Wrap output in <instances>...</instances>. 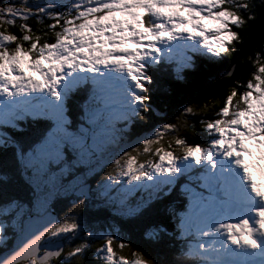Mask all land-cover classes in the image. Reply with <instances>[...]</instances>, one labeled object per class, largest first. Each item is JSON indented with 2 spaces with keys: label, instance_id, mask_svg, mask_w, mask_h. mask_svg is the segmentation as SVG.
Instances as JSON below:
<instances>
[{
  "label": "snow or ice",
  "instance_id": "snow-or-ice-1",
  "mask_svg": "<svg viewBox=\"0 0 264 264\" xmlns=\"http://www.w3.org/2000/svg\"><path fill=\"white\" fill-rule=\"evenodd\" d=\"M256 7L254 0L0 3V264H88L90 252L95 264H264V183L254 178L264 176V46L223 106L187 105L175 123L131 138L134 125L162 114L152 103L161 74L172 66L182 80L194 56L210 64L231 56L240 42L233 28L254 22ZM194 119L201 143L181 134H197ZM80 166L103 173L95 188ZM181 180L186 202L177 211L165 201ZM61 197L71 204L56 215ZM93 200L111 223L82 216ZM158 210L171 227L150 225L142 239L171 250L170 258L133 249L117 222Z\"/></svg>",
  "mask_w": 264,
  "mask_h": 264
},
{
  "label": "trees",
  "instance_id": "trees-1",
  "mask_svg": "<svg viewBox=\"0 0 264 264\" xmlns=\"http://www.w3.org/2000/svg\"><path fill=\"white\" fill-rule=\"evenodd\" d=\"M4 2V0L2 1ZM257 7L255 14L257 16V10L264 6V0H254ZM33 29L37 25L30 21ZM49 21H45V24ZM253 22H249V26L243 29H236L239 32L240 42L235 44L236 51L228 57H225L221 62L217 64H210L207 60L205 64L202 57L195 61V67L193 69H185L181 75L184 77L182 80L175 78V73L171 70L172 66H169L168 70L161 74L158 82V88L153 94L152 103L153 106L162 113L160 116L153 115L148 124L138 123L133 127L132 139L135 135L141 131L150 130L157 123H175L177 116L183 107L190 104H203L206 100L218 101L216 107L223 106L224 97L232 86H235L236 82L239 81L241 84L247 82L250 78L251 73L254 71L249 57H253L257 51L264 46V41L261 42L256 48L252 49L245 58L240 57V52L243 49L244 43L246 42L250 28ZM19 35L17 29H11ZM199 61H202L199 63ZM231 73V75H228ZM242 88H238V92L242 91ZM196 124L197 134L193 135L188 132L181 133L182 135L188 136L190 143H201V129L197 120H193ZM106 171V169H105ZM103 175L101 173L99 178ZM97 177V179L99 180ZM181 180L180 182H182ZM93 180L91 183H95ZM175 190V189H174ZM179 191H174V194L166 198L165 203L172 205L177 211L182 210V204L185 203V199L178 195ZM177 199V200H174ZM72 197H67L62 202L55 205V211L58 215L66 212L70 206ZM94 203H96L94 201ZM175 204V205H174ZM160 208V206H157ZM82 216L86 217L89 221H95L98 225L105 223H111L113 217L109 214L106 209L94 210V206L90 202L89 208L82 213ZM121 228V232L125 235V239L130 243L133 249L142 251L148 258H170L171 250H162L153 245L148 244L142 239V233L144 229L150 225L164 224L167 227H171V219L164 210H158L149 214L146 218L134 221H117ZM75 243V242H74ZM124 255L130 258L128 249L124 250ZM88 264H95L91 252L88 257Z\"/></svg>",
  "mask_w": 264,
  "mask_h": 264
},
{
  "label": "water",
  "instance_id": "water-1",
  "mask_svg": "<svg viewBox=\"0 0 264 264\" xmlns=\"http://www.w3.org/2000/svg\"><path fill=\"white\" fill-rule=\"evenodd\" d=\"M3 0H0L2 3ZM264 41V6L257 10L256 20L252 23L250 32L243 49L240 52V57L245 56L254 48H256L261 42ZM54 214L57 215L55 212Z\"/></svg>",
  "mask_w": 264,
  "mask_h": 264
},
{
  "label": "rangeland",
  "instance_id": "rangeland-1",
  "mask_svg": "<svg viewBox=\"0 0 264 264\" xmlns=\"http://www.w3.org/2000/svg\"><path fill=\"white\" fill-rule=\"evenodd\" d=\"M208 27H213V25L208 24ZM233 31H237L235 28H233ZM238 32V31H237ZM239 33V32H238ZM251 159V158H250ZM80 172H83L87 175L88 179H96L99 174H101L102 172H100L99 169L96 170L95 173H89L87 171V169L84 166H80ZM99 178V177H98ZM254 178L257 180L258 183H264V176H262L261 174L254 172ZM100 179V178H99ZM96 184V183H95ZM72 200V199H71ZM71 204V203H70ZM98 208L96 207V204H94V210H97ZM102 209V208H101ZM104 209V208H103Z\"/></svg>",
  "mask_w": 264,
  "mask_h": 264
}]
</instances>
